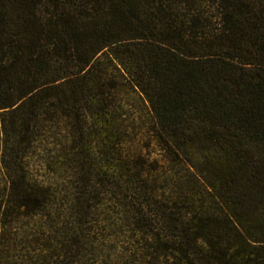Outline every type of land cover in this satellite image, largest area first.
Listing matches in <instances>:
<instances>
[{"label":"trees","instance_id":"trees-1","mask_svg":"<svg viewBox=\"0 0 264 264\" xmlns=\"http://www.w3.org/2000/svg\"><path fill=\"white\" fill-rule=\"evenodd\" d=\"M0 264H264V0H0Z\"/></svg>","mask_w":264,"mask_h":264},{"label":"rangeland","instance_id":"rangeland-1","mask_svg":"<svg viewBox=\"0 0 264 264\" xmlns=\"http://www.w3.org/2000/svg\"><path fill=\"white\" fill-rule=\"evenodd\" d=\"M133 126H134V130H136V126L138 125V123H136V122H133V124H132ZM138 144H141V145H143V146H146L145 145V142H144V140L143 141H141V140H135ZM150 149H152V146H150L149 148H148V150H150Z\"/></svg>","mask_w":264,"mask_h":264}]
</instances>
